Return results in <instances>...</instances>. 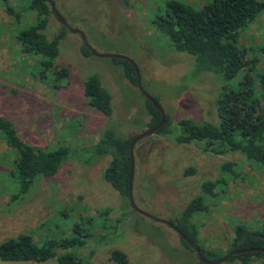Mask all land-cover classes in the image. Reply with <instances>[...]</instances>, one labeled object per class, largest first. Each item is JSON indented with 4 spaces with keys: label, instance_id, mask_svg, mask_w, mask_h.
<instances>
[{
    "label": "rangeland",
    "instance_id": "obj_1",
    "mask_svg": "<svg viewBox=\"0 0 264 264\" xmlns=\"http://www.w3.org/2000/svg\"><path fill=\"white\" fill-rule=\"evenodd\" d=\"M165 1L129 0L122 5L120 0H53L69 27L83 31L97 52L122 54L136 63L143 89L169 118L167 137L153 133L133 147V200L151 218L104 179L110 156H99L92 148L105 128L134 138L151 127L137 85L125 76L121 63L83 55L81 36L63 29L54 13L45 33L52 38L63 32L54 65L67 67L69 75L56 82L50 69L42 76L40 56L25 53L18 38L36 22V12L29 9L28 0H7L12 14L0 0V116L11 120L19 136L35 148L68 149L54 175L38 176L20 193L13 174L17 149L0 130V243L20 233L30 235L37 245L55 243V256L47 260L0 264H58L57 257L64 254L91 264H119L110 256L117 249L126 255L125 264H200L164 222L180 217L198 195L204 208L190 221L198 244L215 256L230 251L237 224L264 229V165L239 152H217L204 141H174L181 119L216 123L213 102L226 82L212 72L195 77L193 57L169 47L153 22L165 13ZM180 1L200 5L206 0ZM239 41L254 71L264 70V12L242 31ZM91 75L99 77L112 96L111 117L90 106L84 95L83 83ZM226 162L231 170H222ZM205 179L215 182L213 194L202 192ZM71 239L73 244L63 245ZM249 264H264V257Z\"/></svg>",
    "mask_w": 264,
    "mask_h": 264
},
{
    "label": "trees",
    "instance_id": "obj_2",
    "mask_svg": "<svg viewBox=\"0 0 264 264\" xmlns=\"http://www.w3.org/2000/svg\"><path fill=\"white\" fill-rule=\"evenodd\" d=\"M28 1L29 9L37 14V20L20 31L18 38L22 50L40 56L42 76L51 69L56 82L67 79L68 68L54 65L63 32L52 38H48L45 33L49 17L53 13L50 4L47 0ZM3 2L9 13H15L7 0ZM120 3L127 5L129 0H120ZM164 9L165 13L156 16L153 22L158 31L168 39L169 47L193 57L195 77L212 72L226 82L216 91L213 102L216 123L181 119L178 122L181 131L174 134V141L179 144L204 141L206 147H213L217 152H239L264 165V70L254 71L255 64L246 59L245 50L239 44L242 31L264 12V0H206L200 5L166 0ZM62 28L65 29V26L62 25ZM80 50L85 56L92 55L84 44ZM112 60L121 63L125 76L131 83L136 84V73L132 64L125 59ZM250 72L255 78L250 76ZM235 79V85H230L229 82ZM83 92L90 106L107 117L112 116V96L101 84L99 77H87L83 83ZM145 102L147 113L151 116L149 126H153L159 122L161 113L148 99L145 98ZM0 130L6 142L17 149L13 174L20 182V193L25 192L38 176L54 175L67 158L66 147L43 151L31 146L19 136L15 124L1 116ZM170 132V121L166 116L164 124L155 134L167 137ZM132 139L133 137L124 138L105 128L92 147L97 155L110 156L109 164L104 170V179L128 201L131 168L129 144ZM221 168L231 170V163H222ZM214 187L215 182L211 180L201 181L200 188L204 193L213 194ZM203 208V201L198 195L188 202L180 217L171 222L200 247L204 258L218 259L219 257L198 244L196 226L190 221L192 215ZM181 241L193 251L185 240L181 238ZM74 242L73 239L65 240L63 245ZM54 245L53 242L37 245L30 235L20 233L0 243V260L44 261L55 256ZM249 247L264 248V229L249 230L243 224H237L230 250ZM110 256L119 264L127 261L126 255L118 249L113 250ZM262 257L263 252L249 251L232 255L227 261L249 264ZM57 263L91 264L73 254L58 256ZM199 263L203 264L200 261Z\"/></svg>",
    "mask_w": 264,
    "mask_h": 264
},
{
    "label": "water",
    "instance_id": "obj_3",
    "mask_svg": "<svg viewBox=\"0 0 264 264\" xmlns=\"http://www.w3.org/2000/svg\"><path fill=\"white\" fill-rule=\"evenodd\" d=\"M48 3L50 4V7L54 13V15L58 18L59 22L64 25L65 27L69 28L72 32H76L81 36L82 42L83 44L86 46V48L89 50V52L92 55L98 56V57H110V58H119V59H125L127 61H129L132 66L135 69V73H136V85L138 87V89L141 91V93L143 94V96L148 99L152 105L161 113V118L159 120V122L149 128H147L146 130H144L141 134L137 135L136 137H134L130 144H129V153H130V158H131V168H130V172H129V180H128V186H129V191H128V195H129V201L131 203V205L141 214H144L148 217L154 218V216L144 212L143 210L139 209L136 207L134 200H133V191H132V178H133V171H134V156H133V147L134 144L142 139L143 137L152 135L153 133H155L165 122V112L164 109L161 107V105L156 101V99H154L152 96H150L142 87L141 84V77H140V73L138 70V67L136 65V63L128 58L127 56H124L122 54H114V53H99L97 52L94 48H92L87 39L86 36L84 34L83 31L78 30V29H73L70 28L67 21L65 20V18L59 13V11L56 9L55 4L53 2V0H47ZM164 221V220H163ZM166 222L169 226H171L173 229H175L178 234L180 235V237L185 240L189 246L193 249V251L196 253L199 261L203 264H220L226 260H228L232 255H236V254H240V253H244V252H249V251H260L264 253V248H260V247H249V248H239V249H232L230 250L227 254H225L224 256H222L221 258L218 259H206L204 258V256L201 253L200 247L193 242L188 236H186L184 233H182L179 228L174 225L172 222L170 221H164Z\"/></svg>",
    "mask_w": 264,
    "mask_h": 264
}]
</instances>
